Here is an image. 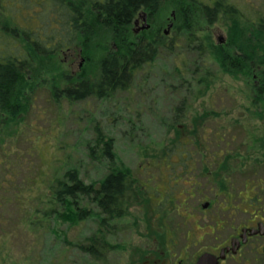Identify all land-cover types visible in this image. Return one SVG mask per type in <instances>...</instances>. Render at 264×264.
<instances>
[{"label": "rangeland", "instance_id": "rangeland-1", "mask_svg": "<svg viewBox=\"0 0 264 264\" xmlns=\"http://www.w3.org/2000/svg\"><path fill=\"white\" fill-rule=\"evenodd\" d=\"M26 1L22 16L17 5L9 8V15L0 14V30L2 27L8 31L34 27L37 23L31 21V16L37 12L42 18L40 22L37 20L40 35L55 32L54 25L46 26L51 13L46 14L34 6L32 0ZM226 1L252 20L264 11V0ZM210 2L161 1L153 15L152 28H160L163 33L167 21L172 20L175 26L178 25L183 7L190 6L191 12L185 9L183 12L189 13L194 32L206 37L211 45L226 47L231 36L228 26L208 23L201 12L200 3ZM173 12L175 18L172 17ZM142 34L152 35L148 32ZM130 37H133L131 32ZM168 37H174L173 30ZM3 38L0 44H4ZM79 41L77 45L81 54L78 56L67 50L50 57L32 54V64L21 72L20 79L14 84L13 103L17 110H21L14 115L2 116L4 123L11 120V124L10 127L3 125L0 133V264H130L136 257L139 240H144L142 237L152 233L159 223L163 224L165 216L169 215L171 220L180 219L175 215L176 201H168L160 194L155 198V189L163 192L164 186L159 178L162 174L154 164H150L148 154H159L160 158L165 146L199 144L204 160L217 162L224 157L227 160L235 146L251 144L247 131L255 136L264 135L262 116L252 115L257 114L251 105L254 84H257L255 79L216 73L209 91L203 97H194L195 91L186 87L192 82L188 65L193 62L195 54L188 51L179 39H175L176 47L172 51H161L154 62L136 72L126 90L115 92L105 101L99 102L93 97L72 103L62 97L54 100L52 91L57 90L60 94L59 89L70 78H92L101 57L117 48L110 31L103 27H97L85 42L83 39ZM17 43L22 47V40ZM0 51H3L1 45ZM71 58L73 62L70 64ZM63 76L71 77L62 82ZM182 100L184 104L178 109ZM172 121H175L177 129L167 130ZM94 126L105 137L112 138L115 153L131 169L138 186L137 200L130 202L123 220L117 221L122 225L118 224L117 232L110 238L112 244L123 247L105 252L101 261L81 256L67 243L43 234L47 225L45 221L37 235L26 228L22 218L29 215L34 207L39 210L50 207L53 199L50 175L59 168L54 159L68 156L75 163L80 161L81 177L85 183L96 181L101 175L83 156L87 151L86 143L93 141ZM256 143L260 142L256 140ZM258 154H252L253 158H259ZM197 156L195 153L194 159ZM203 190L205 193L209 191L206 184ZM198 196L195 194L186 201L188 209L199 208L197 203L203 200H198ZM53 227L59 235L64 232L68 242L75 243L82 236L89 235L95 224L91 220L77 224L58 221ZM2 230L9 232L8 237L1 235Z\"/></svg>", "mask_w": 264, "mask_h": 264}, {"label": "trees", "instance_id": "trees-1", "mask_svg": "<svg viewBox=\"0 0 264 264\" xmlns=\"http://www.w3.org/2000/svg\"><path fill=\"white\" fill-rule=\"evenodd\" d=\"M161 1L164 0H32L34 6L43 9L46 14L51 13L46 26L54 25L55 32L40 35L38 22L42 18L35 12V15L31 16L33 17L31 21L38 20L37 27L24 26L9 31L6 27H2L0 30V39L5 38L2 39L4 44H0L3 47V51H0V133L4 126L10 127L11 124V120L4 123L2 116L14 115L21 110H17L13 103L14 84L20 79L21 72L32 64L30 56L33 54L50 57L58 51L69 48L73 26L77 28L78 41L83 38L89 39L97 27H103L110 31L117 48L107 51L101 57L98 70L92 78L77 77L74 80L68 79L71 76H63L62 82L65 79H68V82L59 89L60 94L57 90L52 91L54 100L62 97L68 103H72L93 97L99 102L105 101L115 92L126 90L136 72L154 62L161 51H172L176 47L175 39H179L188 51H193L195 54L193 62L188 65L192 82L186 87L195 91L194 97H203L209 91L216 73L245 80L252 77L257 84H254L251 105L256 110L254 113L263 114L264 11L252 20L226 0L200 3L201 12L208 23L218 22L228 26L231 36L226 47L211 45L206 37L194 32L193 25L189 22V13L183 12L184 9L191 12L190 6L183 7L180 12V23L176 25L173 31L174 37L170 41L157 35H144L139 45H134L130 42L131 37L129 38L128 33L130 17L141 6L151 7L156 11ZM26 2V0H0V14H10L9 8L17 5L21 9L19 15L22 16ZM19 39L23 42L22 47L17 43ZM182 65L186 66L185 63ZM185 71L187 72L188 69ZM183 104L182 100L178 109ZM174 124L175 121H172L167 125V130L177 129ZM93 130V141L91 144L86 143L87 151L83 156L93 164L96 171L100 172L101 175L97 180L84 182L81 177V166L79 168L80 161L75 163L68 156L54 159L59 163V168L54 169L50 175V189L53 196L50 207L42 210L34 207L29 215L22 218L26 228L37 235L38 229L45 221L47 225L43 234H50L67 243L81 256H90L94 260L101 261L105 258V252L123 247L120 244H112L110 238L117 232L119 227L117 221L123 220L130 202L137 200L138 186L131 169L115 153L112 138L105 137L97 126H94ZM159 145L163 146V144ZM174 145H182V143L169 146ZM176 152L175 148L164 149L161 152L163 161H167L168 155ZM148 155L149 161H154V157L159 158V154ZM14 196L16 198V192ZM89 220L94 222L95 228L89 235L82 236L75 243L68 242L64 232L59 235L53 227L58 221L77 224L88 223ZM1 235L6 238L9 232L2 230Z\"/></svg>", "mask_w": 264, "mask_h": 264}, {"label": "flooded vegetation", "instance_id": "flooded-vegetation-1", "mask_svg": "<svg viewBox=\"0 0 264 264\" xmlns=\"http://www.w3.org/2000/svg\"><path fill=\"white\" fill-rule=\"evenodd\" d=\"M154 14L151 7L136 9L128 26L131 43L138 46L144 32L171 40L168 36L176 27L174 22L167 21L163 33L160 28L153 30ZM79 42L73 26L72 42L65 50L80 55ZM252 115L262 116L264 122V113ZM247 134L251 144L235 146L227 160H204L199 144L165 146L166 150H177L165 162L163 156L154 157L150 164L162 174L159 178L164 186L163 192L155 189V198L160 194L176 201L175 215L180 219L165 216L163 224L139 240L130 264H196L202 254L211 257L203 264H264V135L255 136L251 131ZM255 153H260L259 158H253ZM205 184L207 193L203 190ZM195 194L203 202L197 203L196 210L188 209L186 201Z\"/></svg>", "mask_w": 264, "mask_h": 264}, {"label": "water", "instance_id": "water-1", "mask_svg": "<svg viewBox=\"0 0 264 264\" xmlns=\"http://www.w3.org/2000/svg\"><path fill=\"white\" fill-rule=\"evenodd\" d=\"M208 258H211L208 254H202V255L199 256L196 264H203V263L208 261L207 260Z\"/></svg>", "mask_w": 264, "mask_h": 264}]
</instances>
